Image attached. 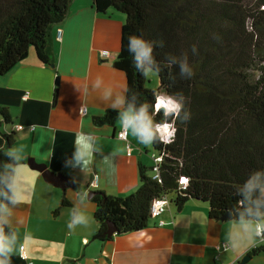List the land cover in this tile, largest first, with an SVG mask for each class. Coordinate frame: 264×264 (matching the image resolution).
<instances>
[{"label":"trees","instance_id":"1","mask_svg":"<svg viewBox=\"0 0 264 264\" xmlns=\"http://www.w3.org/2000/svg\"><path fill=\"white\" fill-rule=\"evenodd\" d=\"M99 14L114 9L125 15L121 50L114 67L127 77L126 98L154 103L155 95L181 93L189 119L174 125L171 143L152 144L161 156L158 178L154 166L139 165V188L127 197L98 192L95 238L104 242L117 235L139 232L151 220L158 197H173L181 210L190 201L209 206V218L223 221L238 197L235 188L248 174L264 169V0H93ZM72 0H0V76L9 74L34 51L45 66L54 65L53 28L69 16ZM143 35L163 41L155 47L160 64L158 90L134 67L128 37ZM195 49V51H193ZM188 57L195 75L184 79L170 57ZM5 123L8 112L0 107ZM117 110L94 118L97 126L113 125ZM162 118V113L155 117ZM183 113L181 114V121ZM15 144L5 136L4 154ZM187 185L181 184L182 179ZM70 204L65 198L62 206ZM117 229L107 235L108 224ZM264 254V246L249 256Z\"/></svg>","mask_w":264,"mask_h":264},{"label":"crops","instance_id":"2","mask_svg":"<svg viewBox=\"0 0 264 264\" xmlns=\"http://www.w3.org/2000/svg\"><path fill=\"white\" fill-rule=\"evenodd\" d=\"M93 2L72 0L68 18L53 28V66L41 64L31 51L9 74L0 76V107L11 120L7 124L0 115V150L5 136H13L12 149H22V163L26 165L23 203L16 214L25 221L19 229V240L28 260L16 254L12 264L242 263L253 248L264 244L240 250L218 249L227 244L233 220H211L209 206L196 200L181 210L171 203L162 218L165 226L151 218L139 232L104 242L95 238L100 225L95 219L96 204L88 198L90 191L121 198L135 193L139 188V165L153 167L155 153L129 133L133 148L129 155L127 144L118 138L119 118L113 125L94 123V118L113 110L116 93L126 96L127 77L114 67L121 50L125 15L114 9L99 14ZM104 50L110 52L109 58L101 56ZM98 77L102 82L98 88L93 87ZM106 87L113 89L112 99H103ZM26 92L30 98L24 101ZM82 107L87 108L86 115L80 114ZM80 132L93 137L94 151L86 170L69 163L73 160L75 135ZM29 158L63 174L73 185L64 191L49 184L40 172L29 167ZM97 174L100 181L95 189L91 184ZM85 192L87 196L83 197ZM64 198L68 207L62 206ZM77 206L89 217V224L69 231V212ZM25 234L29 236L27 242ZM246 264H264V254L251 256Z\"/></svg>","mask_w":264,"mask_h":264},{"label":"clouds","instance_id":"3","mask_svg":"<svg viewBox=\"0 0 264 264\" xmlns=\"http://www.w3.org/2000/svg\"><path fill=\"white\" fill-rule=\"evenodd\" d=\"M155 47H164V42L152 41L143 35L128 37L127 51L132 56L134 67L145 78L156 76L161 71L154 55ZM170 62L178 65L182 78L191 79L195 75L187 56L183 59L171 56ZM101 82L102 79L98 77L92 82V86L98 88ZM113 96V89L106 87L103 99L109 100ZM184 100L181 93H161L155 95L152 104H137L135 99L129 101L126 96L116 93L111 108L118 111L122 129L143 145L168 144L174 138L176 122L183 123L189 119L190 113L185 111ZM80 111L83 114L85 109L82 107ZM161 113L162 118L157 120L155 117ZM74 149L73 160L69 163L82 170L88 169L94 151L93 137L84 132L77 133ZM21 153L22 149L7 150L4 154L9 162L0 166V264H12V257L16 254L23 258L24 244L19 240V229L25 221L16 214L23 203L22 193L25 187L23 169L26 165L22 163ZM51 155L49 152L48 156ZM235 195L238 199L229 210L233 216V226L228 232L225 250H240L258 243L264 244V169L248 174L243 183L236 186ZM86 196L87 192L83 193V197ZM88 224L89 217L78 206L70 210L67 223L69 231H75L78 226L87 227ZM28 239L29 236L25 234L24 242Z\"/></svg>","mask_w":264,"mask_h":264},{"label":"built area","instance_id":"4","mask_svg":"<svg viewBox=\"0 0 264 264\" xmlns=\"http://www.w3.org/2000/svg\"><path fill=\"white\" fill-rule=\"evenodd\" d=\"M60 34L62 33V31L60 30L59 31ZM101 56L103 58H109L110 57V52L108 50H104L101 52ZM30 98V93L29 92H26L23 96V100L24 101H27L28 99ZM85 109V111L83 112V114H81V111H80V114L81 115H86L87 114V108L86 107H83ZM19 130H23L24 127L23 126H18L17 127ZM118 138L121 140V141H124L126 144H127V151H128V154L131 155L132 154V151H133V148H132V145L131 143L129 142V133L128 132H125L122 127H121V130L119 131L118 133ZM154 172L156 173V176L155 178H158V166L160 164V162L162 161V157L161 156H158V155H154ZM99 181H100V176L97 174L94 176V179H93V182L91 184V187L92 188H98L99 187ZM188 183V180L183 178L182 181H181V184L183 185H187ZM171 200H169L168 197H158L156 198L155 200H153L152 204H151V208H150V216L151 218L153 219H159L160 222V226H165L166 223L165 221L162 219L163 216L165 215V213L167 212L169 206L171 205ZM225 246L226 244H224L223 246H219L218 249H225ZM21 257V256H20ZM23 260L27 261L28 260V256L26 254V250H25V247H24V251H23ZM29 264H33V263H29Z\"/></svg>","mask_w":264,"mask_h":264},{"label":"water","instance_id":"5","mask_svg":"<svg viewBox=\"0 0 264 264\" xmlns=\"http://www.w3.org/2000/svg\"><path fill=\"white\" fill-rule=\"evenodd\" d=\"M28 165L31 169L40 172L43 175V178L51 185L58 187L62 190H66L67 187L73 185L71 181L67 179L63 174H57L51 171L46 164L38 163L34 158H29ZM99 194L98 192L90 191L88 198L92 199L95 195ZM225 220H233V216L230 213H227L225 216ZM116 227L113 223L108 224V231L107 235L112 237L116 234ZM251 259V256H247L244 258L242 263L239 264H246Z\"/></svg>","mask_w":264,"mask_h":264},{"label":"rangeland","instance_id":"6","mask_svg":"<svg viewBox=\"0 0 264 264\" xmlns=\"http://www.w3.org/2000/svg\"><path fill=\"white\" fill-rule=\"evenodd\" d=\"M147 86L152 89V90H158L159 88V85H160V80H159V76L156 75V76H153V77H150V78H147V82H146ZM148 149L152 152V153H155L154 152V149L152 147V145H148ZM154 163V162H153ZM171 199H173V197H170ZM169 198V200H170Z\"/></svg>","mask_w":264,"mask_h":264}]
</instances>
